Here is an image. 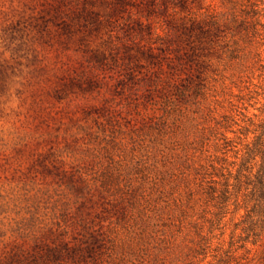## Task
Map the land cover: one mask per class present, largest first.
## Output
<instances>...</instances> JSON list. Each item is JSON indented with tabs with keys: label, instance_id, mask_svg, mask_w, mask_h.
<instances>
[{
	"label": "rangeland",
	"instance_id": "obj_1",
	"mask_svg": "<svg viewBox=\"0 0 264 264\" xmlns=\"http://www.w3.org/2000/svg\"><path fill=\"white\" fill-rule=\"evenodd\" d=\"M262 145L264 0H0V264H264Z\"/></svg>",
	"mask_w": 264,
	"mask_h": 264
},
{
	"label": "trees",
	"instance_id": "obj_2",
	"mask_svg": "<svg viewBox=\"0 0 264 264\" xmlns=\"http://www.w3.org/2000/svg\"><path fill=\"white\" fill-rule=\"evenodd\" d=\"M258 151V153L262 154L263 162H264V145L262 147H253L249 149L250 152ZM260 180L258 182V191L260 192L259 198L256 199V203L254 205V209L251 210L252 215H249L250 223L245 228V231L251 232L253 235H258V229H264V166L261 168ZM250 233V234H251ZM206 254V252H205Z\"/></svg>",
	"mask_w": 264,
	"mask_h": 264
}]
</instances>
